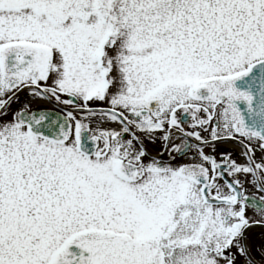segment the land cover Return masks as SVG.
<instances>
[{
    "label": "snow or ice",
    "instance_id": "6c2138e0",
    "mask_svg": "<svg viewBox=\"0 0 264 264\" xmlns=\"http://www.w3.org/2000/svg\"><path fill=\"white\" fill-rule=\"evenodd\" d=\"M0 264H264V0H0Z\"/></svg>",
    "mask_w": 264,
    "mask_h": 264
}]
</instances>
